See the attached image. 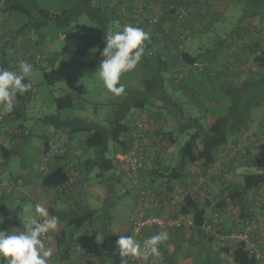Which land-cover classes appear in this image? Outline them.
<instances>
[{
    "label": "trees",
    "instance_id": "trees-1",
    "mask_svg": "<svg viewBox=\"0 0 264 264\" xmlns=\"http://www.w3.org/2000/svg\"><path fill=\"white\" fill-rule=\"evenodd\" d=\"M84 1L87 5H89L91 0ZM135 1L137 5L139 0ZM160 1L162 3H166L165 1L168 2L167 6H164L163 8H166L164 17L169 16L168 19L171 22L169 27H166L167 25H159V19L151 24L153 27H151L147 22L149 18L139 21V18L142 14H144V11L138 7H136L138 10L135 11V14H138V19H131L134 26L141 28L145 25L151 29L148 31L145 30L149 33L150 37V39L145 42L146 51L148 49V53L150 55L152 54V57L154 56L153 51L151 50V42L156 41L154 40V32L161 34L162 39L159 41V44L162 45L161 43H164L162 42L164 38L166 39L167 36H170L175 30H177L176 32H180V34H177L179 47H171L170 52L172 53V50L175 49V52L178 53V63H183L193 70L194 68L192 65L195 62L203 63L206 67V60L208 59L210 53H206L202 50L197 54H193L191 50L184 49L183 47L185 41L187 40L184 34L186 33L188 35L189 30L185 29L186 26L185 28H181L183 27L182 23L186 22L189 14H191L194 10L192 8L191 10L190 8L187 10H179L178 5L182 3L183 0ZM244 1L246 3L244 14H252L258 16L260 19H264V0ZM89 6L91 8V5ZM103 8L102 11L106 12L105 8L109 7ZM80 12V8L77 10H72L69 7H63L58 10L40 8L33 0H0V16L15 14L18 18H20V15H24L26 18L25 22L10 35H6L7 31L0 26V30H2V33H0V66L8 69L11 67V53L15 52V49L18 47H23V52L25 54L28 50V53H30L31 56L35 53L41 54L39 41L35 40V42L31 43L32 46L31 44L29 45V42H27V37H29L27 34L31 29H34L36 32H40V30L49 22H53L59 29L64 28L65 26L71 24ZM113 16H119V14H116V11L111 9L109 19ZM200 17L203 20L206 17L205 12H202ZM109 19L107 18V20ZM163 19L164 18H162V20ZM192 25L193 23L188 24L187 27H192ZM246 32L247 35H250L248 34L249 31ZM200 34H202V31H200ZM259 34H261V32ZM241 37L242 36L233 37V40L227 47H230L231 43L234 41V43L242 41ZM104 39V35L99 38L84 39L82 41V45L84 46L82 52L86 54L91 49H98L102 51L105 46ZM35 45H38V49L34 50L36 52H33V50H30V46L32 48L33 46L36 47ZM257 45V42H253L251 47L255 48ZM257 50L258 53L253 58V61L255 66H257V69L260 71L248 73L245 79H243L239 84L240 90L253 86L254 84L264 82V49ZM146 51L140 64L147 60V57H145L147 53ZM252 51H255V49H252ZM159 52L160 51L156 53L158 62L167 67V62L161 58ZM101 59L102 57L100 55L99 60ZM32 63H34L35 66L38 65V62L33 61ZM44 78L47 83L51 84L60 78V73L57 69H52L50 72L44 71ZM143 83L147 92L152 95L156 94L155 92L158 86L161 91L164 88V81L160 75L152 76L150 79L144 80ZM34 90L35 85L33 84L30 91L18 94V103L16 104L13 112L11 114L4 115L3 119L0 121V187L1 185L3 186L1 175L2 171L8 167L10 159L14 153V148L7 147L5 141L8 139L17 140L19 138H24V135L20 137V134H13L11 126L14 125L13 128L15 130H17V128H23V124L17 123L19 119H23L25 117L26 109L32 100ZM232 92L234 93L236 91L233 90ZM56 102L59 108H72L74 106V99L71 94H66L62 97L56 98ZM147 102L148 100L139 99L131 103H120L117 108L118 110L108 120V122H106V124L83 120L81 118L61 119L56 115L44 116L42 120L44 122L51 123L54 126V132L50 135H38V137L43 140L42 157L36 162L35 168H32V165L23 166V176L19 175L16 178H13L14 185L19 186V181L23 182V185L30 181L34 182V180L37 179L40 187L46 191V195L49 198L54 197L56 199H65V204L68 205L67 209L55 208L53 207L55 199H53V201L50 200V204L47 207L49 215L58 217V220L65 218L67 220L65 223L67 224L64 226H71L75 231L81 229L87 224L91 226L94 221L96 210L88 204L84 193L76 195L75 191H77L78 188L76 187L72 191L59 194L56 188L67 183L70 179V175L74 172L77 174L79 184L82 183L88 176V171L94 167H98L103 172L117 169L119 174L125 173V171L119 166V160L116 158V154L126 153L132 148L130 133L135 128L133 122L135 118L141 119V115L137 114V111L143 112V108ZM251 105L261 107L264 105V97L261 96V98L253 100ZM248 117L250 116H240V114L236 111L234 113L229 112L225 115L214 116L209 120L207 119L205 127L200 122L198 117L187 118L186 123L178 129V132L183 133L193 127H195L196 130L189 134L188 139L184 142L179 151L178 163L171 167L164 160L162 153L165 152L168 146H173L175 144L178 139V135L173 134L172 132H166L162 128L157 127L156 115L153 114V116H150V130H148L146 135L149 141L156 147V151L153 157H148L145 168L146 170L151 171L149 172L151 175L149 176V179H151L152 182H155L157 178L163 179V185L166 187V191L161 192V194L165 195L157 199L161 203H164V201L171 202L174 197H176L174 194L175 185L178 181L184 178L191 166H195L198 170L196 173L197 177L193 179H199L216 163L218 160L217 153H219L222 149H225L229 143V145L232 146L244 141L243 139H251L250 135H245L247 133V129H250V127L255 126L254 128L257 132H255V130L253 132L264 134V118L259 117V119L256 120V123L252 119L247 124ZM153 127L155 130H153ZM238 134L243 136L238 138ZM27 140L29 139L27 138ZM254 149H257V152L259 151L258 154L260 153L261 156H256L254 158L251 155V151ZM244 150L245 154L243 155L242 160H239L242 162V166L246 167L240 174L243 178L242 183L234 185V182L226 183L225 181V185L219 189L216 195L213 196L212 200H207L205 196H202L205 195V190H202L200 187H197L195 193H187L179 200V210L177 214H180L182 217L191 216L192 224L197 228V230H200V228L204 225L208 209L215 214L233 215L230 218L231 230L228 235L235 233V231L233 232L232 230L239 224H241L242 227L240 230L248 229L245 225L246 221L254 219L259 211L264 212V202H262L261 206L258 208L253 204L255 201L254 193L264 187V143L259 142L258 139L255 144L247 145ZM237 155L242 154L238 153ZM237 155L231 157L225 162V172L229 171V165L233 166L237 163ZM44 156L47 158L46 160H42ZM161 164H164L163 169L159 167ZM41 165L47 167L48 169L44 168V170H41ZM256 167H261L262 171L256 170ZM146 170L144 169L145 175H147ZM221 176L222 174L216 175V177L220 179ZM224 180L225 179L222 176V181ZM77 196L78 198H76ZM25 199V196L20 197L15 206H9L5 202L0 203V216L4 217L3 224H0V230L7 229L10 232L12 231L15 224L12 222L17 221L22 208L21 206ZM162 205L164 204H161V206ZM173 229L174 228L168 229L166 232L172 231ZM221 230L222 229H220V231ZM75 231L69 236L71 241L68 240L69 238L66 234L65 228L56 232H49L50 235H52V240L50 242V245L52 244L51 257L58 255L60 260L58 262L59 264L63 260H67L70 257L69 247L73 244L72 238ZM248 232L250 234V230H248ZM250 236L251 240L258 244L261 252L264 254V248L260 246L258 241L255 240L251 234ZM224 237L226 236L221 235L219 237V241L224 242ZM96 238L97 234L95 230L89 231V229H87L86 234L83 236L81 241L84 239H91L93 242L99 243V247L104 253V250L106 247L108 248L109 243L105 241L98 242ZM115 241V239L110 240L112 243L111 248L113 247L114 250L109 249L110 256L106 257V260L109 258L107 260V263L109 262V264H121L122 258L119 255V249L116 246ZM46 244L47 243H45V247H48L49 244ZM221 249L224 250L226 255L230 256L232 264H262L261 259L256 258L255 254L250 251L249 244L244 240H237L234 246H228ZM126 259L128 260V264H139V259L130 257ZM157 259L158 257H153L154 261H152L151 264H159ZM80 261H83V259ZM167 261L168 259L164 262V264H168ZM51 262L56 264L54 261ZM100 262V264H104L103 256L100 258ZM71 263L72 262H68V264ZM1 264H5L3 259H1Z\"/></svg>",
    "mask_w": 264,
    "mask_h": 264
},
{
    "label": "rangeland",
    "instance_id": "rangeland-1",
    "mask_svg": "<svg viewBox=\"0 0 264 264\" xmlns=\"http://www.w3.org/2000/svg\"><path fill=\"white\" fill-rule=\"evenodd\" d=\"M33 1L38 7L48 10H58L63 7H69L72 10L80 8L81 12L75 17V20L71 24L64 28L59 29L53 22H49L40 32H36L34 29L29 31L27 34L29 36L27 37V42L34 40L40 42L39 47L41 54L45 56L41 60H28L23 52V47H18L15 49V52L11 53L12 65L9 69L18 71V62L21 59L33 65L34 71L31 80L35 85V90L32 100L26 109L25 117L19 119L17 123L23 124V128H17V130H15L13 128L14 125L11 126L13 134H20V137L24 135V138H19L17 140L8 139L5 141L7 147L14 148V153L8 167L2 171V179H9V181L13 183V178L19 175L23 176V166L32 165V168H35L36 162L42 157L43 150V140L40 139L38 135H50L54 132V126L42 120V118L47 115H56L61 119L81 118L83 120L106 124L118 110L117 108L120 103H131L139 99L148 100V102L145 103L143 111H148L150 113L156 111V118L158 120L156 121L157 127L162 128L166 132H172L178 135L177 141L172 146L174 152L171 151L164 157L166 163L171 167L178 163L181 146L188 139L189 134L196 130L195 127H193L183 133L178 132V129L186 123L187 118L198 117L204 127L206 126V120L214 117L216 113L221 116L236 111L240 116H250L248 117L247 124L252 119L256 123L259 117L264 118V105L261 107L251 105L253 100L261 98V96L264 97V82L254 84L253 86L238 90L239 92L236 91L234 93L223 92L221 89H217L215 92L211 85L183 86L181 82L182 77L176 75L177 77L175 78V75L173 76L171 74L173 71L169 70L171 65L165 67L158 62L156 58V53H158V51H160L159 54L162 59H169L171 53L170 46H167L165 43H161L163 45L159 46L160 44L158 41L151 42V50L154 54L153 57L152 54L150 55L148 53L147 49L145 55L147 60L143 61L141 64L139 63L133 71L122 74L121 83L125 85V93L119 97L112 95L103 87L102 82L96 76L99 70V56L101 51L98 49H91L88 53H83L82 49L84 46L82 45V41L86 38H99L102 35L106 36L109 31L120 30L121 26L118 21H114L112 18L107 20V18L104 17L107 13L109 15L111 9L115 10L117 14V6L111 5L109 8H105L106 12H98L94 10L95 0L90 1L89 5H91V8L84 0ZM213 1L214 5L211 11L208 12V15L211 16L208 23L204 26L198 25L194 27L192 25L191 30L193 31L188 29L191 31L192 39H189L190 31L188 35L186 33L184 34L187 39L185 49L191 51L203 49L206 53L217 55L221 51H226L233 37L242 36L241 39H244L245 36H249L246 31H249L248 34H250V30L253 29L252 21L255 16L252 14H244V8L246 7L244 0ZM195 13H199L200 15V11ZM205 15L207 16L206 13ZM25 20L26 18L24 15H20V18L15 14L1 15L0 26L7 31L6 35H10L14 33ZM203 20H205V18ZM127 24H133V22H128ZM149 25L153 27V25ZM166 27H169V24ZM200 31H202V34H200ZM189 44L192 47H190ZM26 53H28V50ZM33 61L38 62V65L35 66L34 63H32ZM248 62L245 68L250 69V73H255L257 67L253 66L255 65L253 59L250 58ZM52 69L58 70L60 78L49 84L45 81L44 71L50 72ZM158 75L162 76L164 88L161 91L158 86L155 92L156 94L152 95L145 89L143 81ZM174 86L177 87L174 88ZM213 92L223 98H219L221 103L218 102V104H216L217 106L211 99V93ZM66 94H71L73 96L74 106L72 108H59L56 98ZM141 118H144V120L148 121L151 125V121H149L151 118L149 119L146 116H141ZM254 127L247 129L245 135L249 136L255 129ZM27 138L29 140H27ZM258 139L259 142L264 143V134L257 133L255 136H251V139H243L244 141L238 144L246 147L247 145L255 144ZM240 146L236 144V147L241 148ZM229 148H231V145H229ZM221 151L217 153L218 157ZM235 151L234 149L233 152ZM230 152H232V148ZM258 152L257 149H254L251 151V155L254 158L256 156H261ZM235 154L237 155V151ZM243 155L244 154L237 155V162L242 160ZM162 165L164 166V164ZM233 167L234 165H229V171L225 172L222 164H220V167L218 166L217 171L220 172L219 174H222L225 180L222 181V178L220 179L217 177L219 184L215 183L211 186L215 194L225 185V181L226 183L228 181L229 183L234 182V185L243 182L242 175L240 174L246 167L241 166L238 167V169L237 167ZM256 170L262 171L261 167H256ZM118 172L117 169L103 172L98 167H94L88 171V176L78 186L77 191H75L76 195L84 193L85 199H87L88 204L96 210V214L91 226L89 224L84 225L77 231L68 225L64 227L69 238L68 240L70 241L71 239L69 236L75 231L74 235L76 241H73V244L81 241L83 235L80 233L86 229H89V231H97L96 240L98 242L102 240H117L121 235L130 236L132 234L130 231V221L136 217V214L138 216L141 209H144L145 201H140V198L138 200L135 199V193L131 190L130 182L124 181V176L120 175ZM149 176L151 175L149 174ZM139 180L141 182V179ZM138 181L135 182V184L139 183ZM159 181L162 182L163 179L157 178L154 182L156 186H158ZM193 183H198L195 187H200L202 184L198 179H194ZM3 186V188H6V185ZM19 187H23V191L31 194V188L27 185L22 186L21 184ZM3 188L0 187V198L4 192ZM22 190H14L8 195L6 199L7 205L15 206L18 203V196L23 197L24 193ZM185 191L186 188L181 192L182 195L180 197L183 196ZM33 192L36 195L29 194L30 196H26L17 221L12 222L16 224L12 231H15V229L16 231H23L29 217L35 216L38 219H42L35 212V205L40 204L36 199L38 198L37 195L42 194L44 197L47 195L41 193V189L39 190V188L34 189ZM141 192L142 191H140L138 195H140ZM202 196L204 197L205 195ZM47 198L49 199V197ZM76 198H78V196ZM174 199L176 198L174 197ZM49 204L50 203H48V205ZM53 207L67 209L68 205L62 202L59 203L58 201V203L55 202L53 204ZM208 213L211 214L212 211L208 209ZM66 221L65 218H61V222L65 225L67 224L65 223ZM147 228H151V226H147L146 229ZM239 229L240 227H236V230ZM138 236L142 240L143 238L145 239L142 232L134 237L137 238ZM48 249H52V244L50 245L49 243ZM107 264H109V262Z\"/></svg>",
    "mask_w": 264,
    "mask_h": 264
},
{
    "label": "crops",
    "instance_id": "crops-1",
    "mask_svg": "<svg viewBox=\"0 0 264 264\" xmlns=\"http://www.w3.org/2000/svg\"><path fill=\"white\" fill-rule=\"evenodd\" d=\"M135 0H95V6L94 10H97L98 12L102 11L103 7H110L111 5H115L118 8V14L119 16H113L112 19L114 21H118L119 25L121 27L127 25L128 22H131V19L135 18L138 19V14H135V11L138 10L136 7L141 8L144 11V14H142L139 18V21H142L144 19L150 18L153 16L157 17L159 19V25H168L171 22L169 21L168 17L165 16V9L164 6H167L168 2L162 3L160 0H139L137 2V5L135 3ZM178 5V4H177ZM214 5L213 0H183L182 3H180L179 10H187L188 8H191L194 10L191 14H189L188 19H186V22L182 23L183 27L185 29H190L192 27H187L188 24L193 23V26L198 25H206L208 23V20L211 18L210 15H208V12L211 11V8ZM98 7V8H97ZM196 10V11H195ZM264 10V8H263ZM200 14L202 12H205L207 16L205 17V20H202L200 17ZM132 12V13H131ZM123 13V14H122ZM121 14V15H120ZM157 14V15H156ZM161 18H160V17ZM209 16V17H208ZM255 18L252 21V27L253 29L250 30V35L247 37L245 36L242 41H238L236 43L232 42L230 47H227L225 52H220L217 55L210 54L208 56V59L206 60L207 66L202 71L193 70L189 66L178 63V53L175 52V49L172 50V54L170 55L169 59H163L167 62V66L171 65L169 70H173L171 74L175 78L176 75L182 77V84L183 86L186 85L188 87L191 86H206L211 85L213 87V91L216 92L217 89H221L223 92H232L240 90V82L245 79L246 75L250 73V69L245 68V66L249 63L250 58H254L256 54L258 53L257 49H264V19H260L258 16L254 15ZM105 18L109 19L108 13L104 16ZM100 18V17H99ZM162 18H164L162 20ZM213 19V18H212ZM190 23H189V22ZM240 26V25H239ZM238 26V27H239ZM143 30H151L149 27L143 25L141 27ZM197 28V27H196ZM189 30V31H190ZM175 30L173 34L170 36H167L166 39L162 42L167 44V46H170V48H174V46L179 47V40L177 39V34H180V32H176ZM192 31V30H191ZM261 32V34H259ZM154 40L161 41V34H158L154 32ZM191 37V38H190ZM189 39H192L191 32ZM187 41V40H186ZM185 41L183 47L185 49V44L187 43ZM34 41H29V45ZM253 42H257V47L253 48L251 47L253 45ZM163 45V44H162ZM159 45V46H162ZM190 45V44H189ZM32 46V44H31ZM30 46V48H31ZM36 47H32L33 52H36L34 50L38 49V45H35ZM190 47H192L190 45ZM246 47V48H245ZM252 49L255 51H252ZM203 50V49H202ZM202 50H192L191 52L193 54H197L201 52ZM254 63V61H253ZM255 64V63H254ZM255 66V65H253ZM257 67V66H256ZM235 68V69H234ZM256 72H259L260 70L256 68ZM177 85V84H175ZM177 86H174L176 88ZM216 94V93H215ZM214 92L211 93V99L214 101V104H218L220 102V99H223L220 95L216 94L215 96ZM222 95V94H221ZM220 98V99H219ZM221 103V102H220ZM158 106V105H155ZM217 106V105H216ZM137 114H140L141 116L150 117L153 116V114L157 115V112H139L137 111ZM214 116H220L219 114H215ZM158 121V120H156ZM153 130L154 127H153ZM255 132L256 129H254ZM253 130V131H254ZM249 134L250 136L256 135L257 133L253 132ZM243 135L238 134V138H240ZM247 136V135H246ZM230 144V143H229ZM229 144L225 147V149H222V153L226 152V148H229ZM171 151H173L172 146H168L164 153H162V156L168 155ZM227 155V152H226ZM47 158L44 156L42 160H46ZM237 159V158H236ZM220 164L224 165L227 161L226 159L221 160V156L219 155L218 160L216 162H219ZM233 165V164H232ZM242 166V162L239 161L234 164V167L238 169V167ZM41 167L48 169L47 167H44L41 165ZM158 167V165H157ZM160 168H164V166L161 164L159 166ZM154 168V167H153ZM156 168V167H155ZM218 170V169H217ZM216 168L203 180L202 184L200 185V188L202 190H205V197L207 200H212L213 196L216 194L214 193V190L211 188L212 184H219L218 178L216 177L218 172ZM41 171V170H39ZM147 171V170H146ZM197 168L195 166H191L188 170V173L184 176V178L177 182L175 185V198L171 202H165L164 205L160 206H152L151 203L153 201L152 197L160 198L164 195L161 194V192L166 191L165 185L161 181L158 182V186H156L154 182L149 179V172L147 171V175H145V172H143L141 179L138 181L139 183L135 184L134 179L129 178L125 175V173H121L120 175H123V180L126 182H130L131 184V190L135 193V199L141 198L142 195H138L140 191H145L146 197L144 196L143 200L144 203V209L148 213L147 215H159L165 219H171L174 218V220H177L178 222L182 223L181 227L174 228L172 231H168L169 238L166 241L161 242L159 248L161 255L158 257L159 264H164V262L168 259V264H231L230 256L226 255L224 253V250L221 248L228 247V246H234L236 243V240L233 238H230V235H228L229 231L231 230V222L230 214H214L213 212L210 214H207L206 221L204 225L200 228V230H197L196 227L192 224V218L191 216L188 217H182L178 213L179 210V200L182 198L180 197L182 194L181 192L187 187L190 186L193 183V178L197 177ZM127 177V178H126ZM222 178V177H221ZM35 179L34 182H27V184H23L22 186H28L31 189V194H35L33 192L34 189H41V193L46 195V191L42 189L39 185V181ZM3 185H6V189H4V192L1 195L0 203L5 202L7 196L10 195L14 190H22L23 187L15 186L11 181L8 179H2ZM229 183V181L227 182ZM1 187H4L1 185ZM23 196H30V193H27L26 191H23ZM158 193V194H157ZM30 194V195H29ZM144 194V193H142ZM36 195V194H35ZM38 198L36 199L37 202L40 203L41 206L44 208L48 207V203L50 200L54 202L59 201V203H65V199H56L54 197L47 198L48 196L37 195ZM22 196H18V199ZM152 199V200H151ZM48 203H47V202ZM148 202V203H147ZM139 203V202H138ZM8 204V203H7ZM47 209V208H46ZM262 213V214H261ZM51 216V215H49ZM137 217V214H136ZM134 217L130 221V226L133 222V220L136 218ZM16 224H14L15 226ZM65 224L61 222V220L58 221L57 229L54 231H58L62 228H64ZM245 225L247 226L248 230H250V234L255 238V240L258 241L260 246L264 248V214L263 212H259L256 217L250 221H246ZM236 227H241V224L234 227L232 230L233 232L236 231ZM14 228V227H13ZM220 229H222L220 231ZM87 230V229H86ZM86 230L82 231L80 234L83 236L86 234ZM16 231V229H15ZM94 231V230H93ZM131 231V227H130ZM96 234L97 231L95 230ZM143 236L148 238L151 235L157 234L160 232V230L153 226L151 228H144L142 231ZM140 232V233H141ZM227 234V235H226ZM132 235V234H131ZM221 235H225L226 239L224 242L219 241V237ZM83 238V237H82ZM73 241L75 240V235L72 238ZM138 242H143L142 239L139 238V236L136 238ZM108 242V248L106 247L103 253V260L104 264H107L106 257L110 256L109 249L111 248V242L109 240H102L101 242ZM48 249V247H47ZM114 250V249H113ZM112 250V251H113ZM54 254V253H53ZM56 255V254H55ZM51 261H54L58 263L60 260L57 256L51 257ZM153 260V257H149L148 260H139V264H151ZM101 263V262H100Z\"/></svg>",
    "mask_w": 264,
    "mask_h": 264
},
{
    "label": "clouds",
    "instance_id": "clouds-1",
    "mask_svg": "<svg viewBox=\"0 0 264 264\" xmlns=\"http://www.w3.org/2000/svg\"><path fill=\"white\" fill-rule=\"evenodd\" d=\"M149 39L148 32L133 24L107 32L96 76L109 93L117 97L125 93L121 76L136 69L145 54V42ZM18 69L0 67V116L11 114L18 103V94L26 93L33 87V65L21 59ZM35 212L42 219L29 217L23 231L0 230V259L5 264H49L52 252L46 249L43 237L57 229L58 217L49 216L40 204L35 205ZM3 222L4 217L0 216V224ZM168 238L166 231L151 235L142 243L133 235H121L115 241L122 258L121 264H128L126 258L129 257L145 261L149 257H159V246Z\"/></svg>",
    "mask_w": 264,
    "mask_h": 264
},
{
    "label": "built area",
    "instance_id": "built-area-1",
    "mask_svg": "<svg viewBox=\"0 0 264 264\" xmlns=\"http://www.w3.org/2000/svg\"><path fill=\"white\" fill-rule=\"evenodd\" d=\"M175 1V0H172ZM158 21L157 17L149 18L147 22L149 24H152L154 22ZM0 33H2V30H0ZM26 58L28 60H40L44 57V55L40 53H35L33 56H31L30 53L25 54ZM35 61V62H36ZM1 67V66H0ZM192 67L194 70L202 71L204 69V64L200 62H195ZM4 116H0V121L3 119ZM134 129L130 133L131 138V149L123 154H116V158L119 160V166L125 171V175L128 177H131L134 179L135 182H137L142 173L144 172V169L146 170V163L148 157H153L155 155L156 147L149 141L146 133L148 130H150V124L148 121L144 120V118H135L134 122ZM240 146L239 144H237ZM241 148L236 147V145H232V152H230L229 148L226 150V152L220 154L221 160L222 159H230L231 157H234L237 151V154H245V146H240ZM236 150L233 152V150ZM218 166L220 167V162H216L209 170L206 171V173L198 179V181L203 182V180L208 176L215 168L218 169ZM224 171L226 169L224 168ZM222 169V168H221ZM41 170H44L43 167H41ZM223 171V170H222ZM23 182L19 181V184L21 185ZM80 184L78 182L77 174L74 172L72 175H70V179L67 183H65L62 186H59L56 188L59 194L67 193L69 191H72L76 187H78ZM195 185H198V183H194L190 186L186 187V191L183 195L187 193H195L197 187ZM67 189V190H66ZM144 193V194H142ZM141 198L140 201H144L143 197L146 196L145 191L141 192ZM183 197V196H182ZM255 201L253 202L255 207H260L261 203L264 202V188H260L258 191L254 193ZM153 201L151 203L152 206H161V203L157 198H152ZM151 199V200H152ZM148 203V202H147ZM145 209H141L138 216L133 220L131 225V233L134 236H137L142 229L146 228L147 226H156L160 232L161 231H167L168 229L172 228H178L182 226V223L178 222L174 219H165L159 215H147ZM250 234L247 229L244 230H236L235 233L230 235V238H233L234 240H244L249 244L250 251L255 254L256 258L261 259L262 264H264V254L261 252L260 247L255 241H252L250 238ZM46 245H48L52 240V235L50 233L46 234L43 237ZM226 237H224L223 240H225ZM70 251V257L67 260H63L60 264H68V262H72L71 264H100V258L103 256V252L101 251L99 247V243L93 242L91 239H84L83 241L71 244L69 247ZM83 259V261H80ZM70 260V261H68ZM49 264H53L51 260L49 259Z\"/></svg>",
    "mask_w": 264,
    "mask_h": 264
}]
</instances>
